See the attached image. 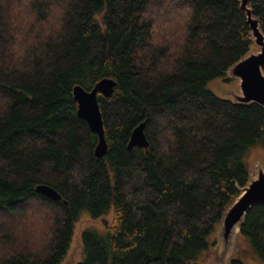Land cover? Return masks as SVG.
<instances>
[{
    "label": "trees",
    "instance_id": "16d2710c",
    "mask_svg": "<svg viewBox=\"0 0 264 264\" xmlns=\"http://www.w3.org/2000/svg\"><path fill=\"white\" fill-rule=\"evenodd\" d=\"M240 3L0 0V264H62L82 211L111 221L83 231L76 264H200L264 149V109L208 88L254 46ZM248 7L264 34V0ZM105 78L97 159L72 92ZM239 232L264 262L263 205Z\"/></svg>",
    "mask_w": 264,
    "mask_h": 264
},
{
    "label": "water",
    "instance_id": "95a60500",
    "mask_svg": "<svg viewBox=\"0 0 264 264\" xmlns=\"http://www.w3.org/2000/svg\"><path fill=\"white\" fill-rule=\"evenodd\" d=\"M248 4L249 0H241L240 6L245 12L253 45L258 50H251L248 55L228 70L227 76L238 81L237 88L239 93L229 90L227 92L228 97L225 99L239 105L256 104L264 109V34L260 30L258 19L252 16V10L248 7ZM114 85L115 83L112 79L105 78L100 80L90 91L75 86L72 92L74 101L77 103V116L87 123L91 132L97 135L98 142L94 150L97 159L103 158L107 152L97 94L110 97ZM144 127L145 125L142 123L132 131L128 143L130 150L134 147L145 148L148 146ZM36 192L53 201L61 199L56 191L46 185H39L36 188ZM256 205L264 206V169L261 166L257 168L256 177L249 178L240 195L227 208L218 225L222 241L221 245L225 250L228 246L227 243L231 242L234 235L237 232L240 234V226L246 214Z\"/></svg>",
    "mask_w": 264,
    "mask_h": 264
},
{
    "label": "rangeland",
    "instance_id": "374dc122",
    "mask_svg": "<svg viewBox=\"0 0 264 264\" xmlns=\"http://www.w3.org/2000/svg\"><path fill=\"white\" fill-rule=\"evenodd\" d=\"M252 50L257 51L258 49L253 46ZM227 77V79H230V82L224 83L222 80H214L208 85V88L221 98H227V92L229 90H234L236 93H239L237 88L238 81L230 76ZM245 162L250 171L249 178H255L257 168L261 166L264 169V149L260 147L254 148L246 156ZM110 221L111 215L99 219H92L86 211H82L75 223L72 242L62 264H76L82 261L84 258L83 242L81 238L83 231L90 230L96 232L99 236H104L106 233L104 223H109ZM219 232L218 227L212 238V245L203 256L200 264H231V262L235 260H240L242 264H264L263 261L258 259L256 254L251 252L247 241L238 232L231 239V242L227 243L228 246L225 250L221 245L222 241ZM224 251L226 252L225 255Z\"/></svg>",
    "mask_w": 264,
    "mask_h": 264
}]
</instances>
